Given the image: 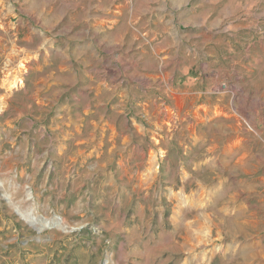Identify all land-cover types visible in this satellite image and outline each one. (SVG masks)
Masks as SVG:
<instances>
[{"label":"rangeland","instance_id":"1","mask_svg":"<svg viewBox=\"0 0 264 264\" xmlns=\"http://www.w3.org/2000/svg\"><path fill=\"white\" fill-rule=\"evenodd\" d=\"M0 264H264V0H0Z\"/></svg>","mask_w":264,"mask_h":264}]
</instances>
